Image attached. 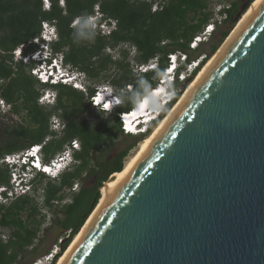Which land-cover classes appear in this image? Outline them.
<instances>
[{"label": "water", "instance_id": "1", "mask_svg": "<svg viewBox=\"0 0 264 264\" xmlns=\"http://www.w3.org/2000/svg\"><path fill=\"white\" fill-rule=\"evenodd\" d=\"M59 264H264V0L106 188Z\"/></svg>", "mask_w": 264, "mask_h": 264}, {"label": "trees", "instance_id": "2", "mask_svg": "<svg viewBox=\"0 0 264 264\" xmlns=\"http://www.w3.org/2000/svg\"><path fill=\"white\" fill-rule=\"evenodd\" d=\"M49 1V10L43 11L41 0H0V99L10 106L9 115H23L27 121L18 129L4 130L5 138L0 139V160L43 143L48 136L56 137L49 122L51 117L57 116L64 125L61 137L44 144L43 161L48 163L66 143L76 139L80 143V151L74 154L78 164L57 180L49 179L46 183L41 181L45 179L43 174H36L32 188L40 202L30 196H21L8 206L0 205V264H19L20 259L35 254L37 244L41 243L38 234L45 220L42 211L51 212L55 202L60 204L64 191L75 181L94 179V185L82 186L77 193L69 194L70 202L59 206L61 218H53L56 226L69 232L68 241L59 245L60 252L52 264L55 263L96 206L98 188L110 175L123 169V160L130 148L114 158H105L123 136L118 115L132 111L136 99L146 95V87L148 92L157 87L168 66V55L186 54L188 59L178 69V74L184 71L190 61L189 53H192L189 43L212 16L210 0H63V7L59 0ZM253 1L249 0V4ZM153 6L157 7L154 12ZM95 7L104 19L115 22V29L108 36L85 29L86 35L79 36L71 23L93 15ZM237 11L238 2L231 3L229 9L224 10V23H235ZM42 21L54 22L57 29L59 40L52 45V51L62 53L64 63L83 73L91 84L86 86V95L68 86L43 85L30 73L35 63L13 61L11 52L36 37ZM227 35L228 32H223L222 39ZM216 49L217 45L211 46L212 53ZM34 50V46H29L24 55ZM106 50L117 52L118 59L105 54ZM152 60L157 61V70L132 74V67L146 65ZM203 64L204 60L191 76L196 75ZM111 69H115V73L108 76ZM187 81L175 80L172 87L175 99L179 97L177 87ZM101 82H107L117 91L130 84L133 91L121 94V106L108 115L105 122L92 126L87 115L94 108L88 101L94 94V85ZM42 87L55 92V104L48 109L37 102ZM100 114L97 112L96 116ZM9 181L8 167L0 164V186L9 187ZM23 214L26 215L24 219ZM6 229L10 236L3 243L2 232Z\"/></svg>", "mask_w": 264, "mask_h": 264}, {"label": "built area", "instance_id": "3", "mask_svg": "<svg viewBox=\"0 0 264 264\" xmlns=\"http://www.w3.org/2000/svg\"><path fill=\"white\" fill-rule=\"evenodd\" d=\"M42 3V10L43 11H48L50 8V1L47 0V6L45 3V0H41ZM59 5L63 7V0H59ZM230 5L228 6H218L216 9L215 13L212 14L210 20L206 25L203 26L202 30L196 34L191 42L189 43V50L190 51H195L198 46L202 43H207L212 35L215 32V29L217 26H220L222 22L226 19V14L224 13V10L229 9ZM157 9L156 6L152 7V11L154 12ZM94 12L98 14V8H94ZM93 18V16H88ZM94 19V18H93ZM77 19H75L71 23V27H73L74 22ZM95 29L92 30L94 32L100 33L102 36H108L110 32L115 29V22H113V25L108 28L106 25H98L95 22ZM59 37H58V32L56 29V26L54 22H49V21H42L40 23V31L39 34L34 37L32 40H30L27 43L19 45L17 48H15L12 52L11 55L13 57L14 62H22L23 64H28L30 62L35 63V67L30 71L31 75L33 77H36L37 80L40 83H45V82H50V83H56V82H62L65 85H71L73 89L77 91H84V85H86V78L85 76L79 72L77 69L72 68L69 65H66L63 61V54L62 53H54L52 51V45L58 42ZM29 46H34L36 50L33 52H29L24 55V51L29 47ZM21 49V54H17L18 50ZM180 60L186 61L187 60V55L180 53ZM170 56V55H169ZM168 56V57H169ZM51 58V63L47 64L46 60ZM206 57L202 56L198 60L197 63L192 62L188 63L190 66V72L194 71L196 69V66L199 65L200 62H202ZM154 60L150 61L146 65H139L135 66L137 68V75L146 73L148 71L152 70V67L154 66L153 63ZM38 62H41L39 67H38ZM175 63V60H173V56H170V60L168 59V66L167 67H172L173 64ZM193 64V65H191ZM56 66V69L54 70L52 67ZM167 75V74H166ZM180 77L184 78L185 75H181ZM109 86H103L99 85L95 87L94 94L89 98V104L91 105L92 108L97 109L99 112H103L108 109H104L103 105L105 103H108L110 105L109 108H113V112H115L121 104H113L112 102L115 99H119L120 95L123 93H131L133 91V86L130 84H127L124 88L120 90H116L115 94L114 92L111 93V96L109 97V100L107 101L108 93L109 92ZM100 96L101 99L99 102H97L96 98L97 96ZM50 95H43L38 98V104L39 105H45V103L53 104L55 103V99H50ZM10 106L7 105L2 99H0V113L5 114L9 112ZM119 116V115H118ZM124 116V115H123ZM122 116V117H123ZM122 117H121V130L123 131L125 129L124 124L122 123ZM54 119V120H53ZM51 119V126L52 128L50 129L51 131L55 133H60L63 130L64 125L62 122H59L56 120L55 117ZM125 134V130L123 131ZM47 140L45 139L43 143H45ZM36 146H31L27 148L26 150L21 151L22 155V160L23 159H28L29 157H34L35 152H36ZM80 151V143L78 140L74 139L71 140L70 142L66 143L61 150L59 154H57L55 157L49 160L48 163L45 164H39V161L37 159H32L34 162H31L32 169H36L38 173H41L46 176L50 177H55L59 178L58 174L60 171H62L64 168L68 167L65 170H69L71 165L75 166L78 164V161L74 158V154ZM18 158V155H7L4 156L1 160L0 163L2 164H11L12 161L16 160ZM31 160V161H32ZM39 165V166H37ZM45 169H48V171H45ZM55 173V175H53ZM12 176L14 178V184L15 188L14 190H8L3 194L2 192L5 191L4 186H0V203H7L11 200H13L15 197L19 196H26L29 195L31 192V189H29V186L26 187H21L18 185V179L14 173H12ZM48 177V178H50ZM55 178H50V179H55ZM79 185L80 181H75L70 189H67L64 191L65 194H71V193H77L79 191ZM30 190V191H28ZM68 202H70V199H68ZM57 204V202H55ZM3 237V236H2ZM52 256V255H51ZM54 256H52L53 258Z\"/></svg>", "mask_w": 264, "mask_h": 264}, {"label": "rangeland", "instance_id": "4", "mask_svg": "<svg viewBox=\"0 0 264 264\" xmlns=\"http://www.w3.org/2000/svg\"><path fill=\"white\" fill-rule=\"evenodd\" d=\"M209 2H210V7L209 8H210V11L212 12V14L215 13V11L218 8V6H228L231 3L238 2V11L236 12V14L234 16V19L236 20V22L235 23H232V22L224 23V22H222L220 26H217L216 29H215L214 34L212 35L211 39L207 43L200 44L195 51H192V53H189V59H190L189 63H192V62L197 63L198 60L200 59V57H202V56H205L206 57L204 59V64L206 63V61H208L209 59H211L212 56L220 48V46L222 45V43L225 41V39L234 30V28L236 27V24L241 19L242 15L247 11V9L253 3L252 2V3L249 4V0H210ZM98 14H100V12ZM93 15H97V14L94 12ZM105 20H107V19H105ZM107 21L108 22H107L106 26L108 28H110L113 25V22L114 21H110V20H107ZM223 32H228L227 37L224 38V39H222V33ZM220 41H221V43H219ZM212 45H217V49L215 50L214 53L211 52V46ZM176 53L177 52H175L173 54H170V56H174ZM105 54H108V55L111 54L113 56V59H118L117 52H114L112 50H106L105 51ZM130 54H133L132 51H131ZM130 56H131L130 58H132L133 55H130ZM170 56L168 57V59L170 58ZM187 59H188V57H187ZM46 62H47V64H50L51 63V58L47 59ZM40 63L41 62H38V67H39ZM153 63L155 64V63H157V61L154 60ZM191 65H193V64H191ZM188 66H190V65L188 64L187 67L185 66V70L183 72V75H185L184 79L188 80V84L186 85L185 89L188 87V85L191 83V81L195 77V75L194 76H191V74H192L193 71L190 72V68ZM52 68L55 70L56 69V66H54ZM155 68H157V66ZM154 70H157V69H154ZM114 73H115V69H111L108 72L107 75L110 76V75H113ZM132 74L133 75L137 74V68L136 67H132ZM41 84L48 85V86H59V85H62V86L71 87L73 89V87L71 85H65V84H63L62 82H59V81L56 82V83H50V82L43 83L42 82ZM158 84H159V81H158ZM87 85H91V84H89L88 81H87L86 82V85L83 86L84 87V89H83L84 91H81L80 90V92H83L84 95H86L85 92H86V86ZM99 85L109 86L110 87L109 88V91H111L112 93L114 92V94H115V91L116 90L114 88H112L110 86V84H108L107 82H101L99 84H95L94 85V88L96 86H99ZM172 87H173V85L171 86V89H170L169 92L173 95V93H172ZM177 89H178V91L181 90V86L177 87ZM48 94L50 95V99H55V92L53 90H51L50 88L42 87L41 92H40V97L43 96V95H48ZM180 95H179V97H180ZM179 97L177 99H179ZM173 101L175 103L176 102V99H173L172 102ZM54 104H55L54 102H53V104L45 103V105H41V106H43L44 108H47L48 109V108L52 107ZM97 112H99V111L97 109H94V110H92V112H90L87 115L88 121H89V123L92 126H96L99 123L105 122L107 116L114 113L113 110L111 112H107L105 110L103 112H99L101 114L99 116H96V113ZM163 112H165V110ZM122 115L123 114H119V116H118V118H120V120H121ZM160 115H161V113H160ZM53 117H55L56 120H58L59 122H61L60 119L57 116H53ZM53 117L50 118V122H49L50 129L52 128V126H51V119H53ZM158 118H159V121L162 119V118L160 119V117H158ZM26 122L27 121L23 117V115H22V117H16V116H11V115H9L7 113H5V114L0 113V139L5 138V134H4V130L5 129H9V130L10 129H18L20 126L26 125ZM157 123L158 122H156V124ZM155 125L149 126L150 131L155 127ZM150 131L149 132L147 131L144 135H141V134L134 135L133 133L132 134H125L122 131L123 132V136L120 137L116 141L115 145L109 150V152L107 153V155L105 156V158H107V159L114 158L117 153L122 152L123 150L130 148L127 157L123 160V166H124V164L127 161V159L130 158L132 155H134L136 153L140 142L145 138L146 134H149L150 133ZM60 137H61V132L60 133H56V137H54V138H52L51 136H48L46 138L47 141L45 143H47L48 141H50L52 139H54V140L57 141V140L60 139ZM45 143H41L39 145H35L36 147L39 146L40 147V150L34 155V157H29L26 160L25 159L22 160V155H21L22 152H18V153L13 154V155H18V158L16 160L12 161V163L9 164V165L8 164H5L8 167V169H9L10 181H9V187L4 186L6 190L2 192L3 194H5V192L8 191V190H11V191L14 190L15 184H14V181H13L14 178L12 176V173H14L16 175L17 179H18V185H20L21 187H26V186H29L30 187L29 189H31V192H30L29 195H26V196H30V197L36 198V201L35 202H40L41 201V199L38 198V195L34 194V191H33V188H32V181L36 177L35 175L36 174H39V173H38V171L35 168L32 169L33 166H31L30 161L32 159H39V164H45V162L43 161V153H42V150H43V147H44V144ZM63 147H62V149H63ZM60 152L61 151L57 152L53 157H55ZM0 164L2 165V163H0ZM66 168H64L62 171L59 172L58 177L61 175L60 173H62ZM44 176H45V179L41 180L43 183H46L47 181H49L50 178H55V177H50V176H46V175H44ZM48 177H50V178H48ZM50 180H57V178L50 179ZM94 181H95L94 179H88V180H85V181H81L80 182V185H79V189L82 186L94 185ZM29 182L31 183V185L29 184ZM28 191H30V190H28ZM65 195H64L63 201H61L60 204L56 205L54 203L55 205L52 208V211L51 212L50 211H47V210L42 211V214L45 215V220L43 221V225L41 227L42 231L38 234V238H39V240H41V243L40 244H37V246H36L37 247V252L35 254L27 255L24 258L20 259L19 260V264H52L55 255H58L59 252H60L59 245L63 246L68 241V239H69L68 238V236H69L68 233L69 232H65V231L61 230L58 226H56L53 223V218H59V219L61 218L60 217V213H59V206L60 205L62 206L64 204H66V203H69L68 202V199H70L69 198V194H65ZM18 197L19 196L15 197L13 200H15ZM99 198H100V193H99ZM13 200H11V201H9V202H7L5 204L0 203V205L8 206ZM25 216L26 215L23 214L22 215V219H24ZM36 219H38V217ZM82 226H81V228H82ZM80 229H79V231H80ZM2 236H3L2 237V241H3V243H5L7 241V239H8V237L10 236V231L7 230V229L4 230L2 232ZM73 238H72V240H73ZM71 241H70V243H71ZM69 244H68V246H69ZM68 246L66 247V249L68 248ZM63 252H61L59 256H61ZM51 255L54 256V257L52 258ZM58 259H59V257L56 259L55 263L58 261Z\"/></svg>", "mask_w": 264, "mask_h": 264}, {"label": "bare ground", "instance_id": "5", "mask_svg": "<svg viewBox=\"0 0 264 264\" xmlns=\"http://www.w3.org/2000/svg\"><path fill=\"white\" fill-rule=\"evenodd\" d=\"M258 0H255L251 5L250 7L247 9V11L242 15L241 19L238 21V23L236 24V27L239 25V23L242 21V19L245 17V15L250 11V9L256 4ZM235 27V28H236ZM234 28V30H235ZM233 30V31H234ZM232 31V32H233ZM231 32V34H232ZM230 34V35H231ZM229 35V36H230ZM229 36L225 39V41L229 38ZM225 41L222 43V45L225 43ZM221 45V46H222ZM220 46V48H221ZM219 48V49H220ZM218 49V50H219ZM217 50V51H218ZM217 53V52H216ZM215 53V54H216ZM214 54V55H215ZM213 55V56H214ZM212 56V58H213ZM211 58V59H212ZM209 59L208 61H206V63L199 69V71L197 72V74L195 75L194 79L191 81V83L188 85V87L182 92V94L180 95L179 99L176 100V102L171 105L170 109L167 110V113H165V115L162 117V119L159 121L158 120V123L155 125V127L150 131L149 134H146L145 138L140 142L139 146H138V149L136 151V153L134 155H132L130 158L127 159V161L125 162L124 166H123V169L120 173H115L111 176V178L105 182V184L101 187L100 189V198L98 200V203L96 204V206L94 207L93 211L91 212V214L89 215V217L86 219L85 223L83 224L82 228L80 229V231L78 232V234L75 235V237L73 238V240L71 241V243L69 244L68 248L62 253V255L59 257L58 261L55 263V264H59V262L62 260V258L64 257V255L67 253V251L69 250V248L72 246V244L74 243V241L77 239V237L79 236V234L82 232V230L84 229V227L87 225V223L89 222V220L91 219V217L94 215L103 195H104V192L106 190V188L112 184L125 170L126 168L132 163V161L138 156V154L142 151V149L145 147V145L148 143V141L151 139V137L154 135V133L157 131V129L161 126V124L163 123V121L166 119V117L169 115V113L172 111V109L176 106V104L180 101V99L184 96V94L188 91V89L191 87V85L195 82V80L198 78V76L200 75V73L203 71V69L205 68V66L209 63V61L211 60ZM171 70L173 69V66L172 68H170ZM171 70H169L167 73L171 72ZM188 75V74H187ZM167 77H169V75L167 74L166 75V78H165V81L167 79ZM189 77V76H188ZM170 79V78H169ZM165 82H161L159 83L158 85H160L156 88H154L152 91L156 92L158 90H163L164 84ZM150 91V92H152ZM167 93V92H166ZM162 95V93H161ZM160 95V96H161ZM158 106L154 105L153 107L151 108H145L143 111H138L136 110V108L134 107V109L130 112H132L131 114L127 113V114H123L124 116L122 117V123L124 124L125 126V132H127V134H132V133H136L138 132V125L141 124L140 123V119H142L143 117H146L147 120H144L145 122L144 123H147L148 125V121H151L149 123V125L152 124V121L154 119H158V117L160 116V113H162L164 110H166V106H168L171 102H172V99L170 100H163L164 102L163 103H159L160 101V98L158 97ZM155 109V110H153ZM164 109V110H162ZM139 121V124L137 125L136 122ZM122 126V125H121ZM145 128L148 130V127L145 125ZM123 130V131H124ZM146 130V132H147ZM145 132V133H146ZM142 132H138L137 134H140Z\"/></svg>", "mask_w": 264, "mask_h": 264}, {"label": "clouds", "instance_id": "6", "mask_svg": "<svg viewBox=\"0 0 264 264\" xmlns=\"http://www.w3.org/2000/svg\"><path fill=\"white\" fill-rule=\"evenodd\" d=\"M93 16V18H91V17H87V18H83V17H80V18H78L75 22H74V25H73V27L74 28H76V33L79 35V36H81V37H84L85 35H86V33H85V29H89V30H94L95 29V22L97 23V24H102V25H106L107 24V20H105L104 18H103V15L100 13V14H97V15H92ZM93 35H94V33H93ZM21 51V49L20 50H18V52H17V54L19 55V52ZM180 53L179 52H177L173 57V60H175V63L173 64V69L171 70V79H172V81H173V83L172 84H169V85H166L165 87H166V90L167 91H170V89H171V86L174 84V82H175V80L177 79L178 81H180V82H182V81H184V80H182V79H180L179 78V76H181V75H183V72L182 73H179L178 74V69H180L184 64H185V62L187 61H182V60H180ZM188 65V64H187ZM187 65H186V67H187ZM157 66V63H155L154 64V67H153V69H157V68H155ZM198 67H199V65H198ZM197 67V68H198ZM172 68V67H171ZM196 68V69H197ZM184 70H185V67H184ZM187 72V71H186ZM182 78V77H181ZM141 83H143V81H141ZM145 91H146V95L141 99V98H137L136 99V101L134 102L135 103V108H136V110H138V111H143L146 107L147 108H151V107H153L154 105H156V106H158V97L161 95V93H163L164 92V90H158V91H156V92H148L147 91V87L145 88ZM110 93H108L109 95H108V97H107V101L109 100V97L111 96V91H109ZM174 97V94L172 95H170V97ZM100 99H101V97L98 95L97 96V98H96V100H97V102H99L100 101ZM123 101H122V98H119V99H115L112 103L113 104H121ZM103 107H104V109H108V110H106L107 112H111L112 110H113V108H109L110 107V105L108 104V103H105L104 105H103ZM154 122H157V119L154 121ZM154 122H152V124L154 123ZM151 124V125H152ZM151 125H146L147 127H148V129H149V126H151ZM145 127V126H144ZM140 131H142V133H140L141 135H144L143 134V131H145V129L144 128H142ZM148 131V130H147ZM40 150V147L39 146H37V148H36V152H35V154L38 152ZM36 157V156H35ZM38 161H39V159H37ZM70 167H72V165L70 166ZM64 172H66V170H64L62 173H60V174H63ZM36 176V175H35ZM29 184L31 185V183L29 182Z\"/></svg>", "mask_w": 264, "mask_h": 264}, {"label": "snow or ice", "instance_id": "7", "mask_svg": "<svg viewBox=\"0 0 264 264\" xmlns=\"http://www.w3.org/2000/svg\"><path fill=\"white\" fill-rule=\"evenodd\" d=\"M46 6H47V0H45ZM19 54H21V51L19 52ZM39 166V165H37ZM45 171H48V169H45ZM53 175H55V173H53Z\"/></svg>", "mask_w": 264, "mask_h": 264}]
</instances>
